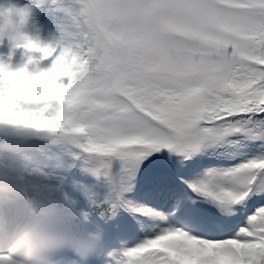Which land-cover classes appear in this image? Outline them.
<instances>
[{"label":"snow or ice","instance_id":"1","mask_svg":"<svg viewBox=\"0 0 264 264\" xmlns=\"http://www.w3.org/2000/svg\"><path fill=\"white\" fill-rule=\"evenodd\" d=\"M75 3L55 101L0 90V130L64 160L33 187L101 239L89 264H264V0Z\"/></svg>","mask_w":264,"mask_h":264},{"label":"clouds","instance_id":"2","mask_svg":"<svg viewBox=\"0 0 264 264\" xmlns=\"http://www.w3.org/2000/svg\"><path fill=\"white\" fill-rule=\"evenodd\" d=\"M75 7V0H0V48L8 49L0 53V90L20 97L28 89H42L55 101L64 80L53 71L58 67L53 57ZM46 8L69 21L47 40L39 20ZM49 60L51 66L44 67ZM31 143L0 130V257L8 258L4 264H59L62 255L72 253L80 264H89L101 239L67 210L59 194L33 187L44 181L41 173L62 174L64 160L34 151Z\"/></svg>","mask_w":264,"mask_h":264},{"label":"rangeland","instance_id":"3","mask_svg":"<svg viewBox=\"0 0 264 264\" xmlns=\"http://www.w3.org/2000/svg\"><path fill=\"white\" fill-rule=\"evenodd\" d=\"M20 2H27V0H20ZM40 24L43 26V32L42 35L44 38L50 39L51 36L55 33H57L60 29V27L65 26L69 23L68 19L64 16L63 13H58L54 9H48L46 8L42 14L39 17ZM0 53L7 54L8 49L0 48ZM19 53H17L18 55ZM17 55H16V61H17ZM52 64V61H45L44 67H50ZM67 83V81H65ZM129 243L133 242L136 237H129Z\"/></svg>","mask_w":264,"mask_h":264}]
</instances>
